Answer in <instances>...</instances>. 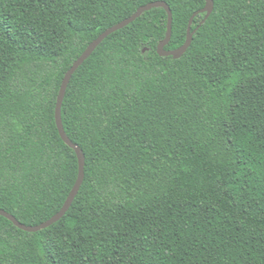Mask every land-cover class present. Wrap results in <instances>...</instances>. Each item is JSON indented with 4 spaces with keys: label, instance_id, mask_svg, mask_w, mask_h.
Instances as JSON below:
<instances>
[{
    "label": "trees",
    "instance_id": "16d2710c",
    "mask_svg": "<svg viewBox=\"0 0 264 264\" xmlns=\"http://www.w3.org/2000/svg\"><path fill=\"white\" fill-rule=\"evenodd\" d=\"M0 264H264V0H0Z\"/></svg>",
    "mask_w": 264,
    "mask_h": 264
},
{
    "label": "water",
    "instance_id": "95a60500",
    "mask_svg": "<svg viewBox=\"0 0 264 264\" xmlns=\"http://www.w3.org/2000/svg\"><path fill=\"white\" fill-rule=\"evenodd\" d=\"M154 8H164L165 11L167 12V16H168L166 36H165V39L158 44L157 54L161 57L171 56L174 59H179L180 57H182V55L190 47L191 41H192V35L194 33V32H191V24H192L193 18H191L189 21V24L187 27V32H186V40H185L184 44L175 50H165L164 49V47L168 45V43L170 42V39H171L172 13H171L169 7L167 6V4L165 2L156 1V2H151L149 4H146L144 6L139 7L137 9V11L132 16H130L129 18L119 22L118 24H116V25L112 26L111 28L107 29L106 31H104L100 36H98L85 49V51L81 54V56L72 64L71 68L65 73L63 80H62V83H61V86H60V89H59L56 108H55V123H56V127L58 130L59 136L67 146H69L71 149H73L75 151V154L77 157L78 173H77L76 181H75L69 195L67 196L63 206L59 210V212H57L49 220H47V221H45L39 225L26 226L24 224H21L13 216H11L10 214H8L5 211L0 209V216L4 217L7 220H9L10 222H12V224L14 226H16L18 229L25 231V232H29V233H34V232H37L39 230L45 229V228L51 226L52 224H54L55 222H57L58 220H60L64 216L66 211L69 209L70 205L72 204V202H73L75 196L77 195V193L80 189V186L83 182L84 164H85L84 155L82 154L81 150L75 144H73L69 140V138L67 137V135L64 131L63 125H62V120H61V105H62V101H63L64 95H65L66 88L70 82L72 75L77 70V68L93 53V51L96 49V47L107 36H109L110 34H112L115 31H118V30L126 27L131 22H133L136 18H138L143 12L149 11V10L154 9ZM212 11H213L212 0H206L205 7L200 11L201 13H205V18L203 21H205L211 15Z\"/></svg>",
    "mask_w": 264,
    "mask_h": 264
}]
</instances>
